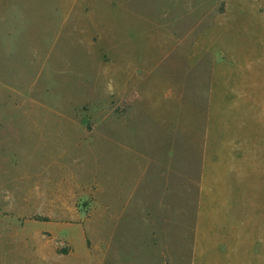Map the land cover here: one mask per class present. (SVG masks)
I'll return each instance as SVG.
<instances>
[{"label":"rangeland","instance_id":"rangeland-1","mask_svg":"<svg viewBox=\"0 0 264 264\" xmlns=\"http://www.w3.org/2000/svg\"><path fill=\"white\" fill-rule=\"evenodd\" d=\"M227 210L264 231V0H0V264H194Z\"/></svg>","mask_w":264,"mask_h":264},{"label":"crops","instance_id":"crops-1","mask_svg":"<svg viewBox=\"0 0 264 264\" xmlns=\"http://www.w3.org/2000/svg\"><path fill=\"white\" fill-rule=\"evenodd\" d=\"M229 144L228 141L225 144H217L213 149L214 152L221 154L218 156V161L224 163L225 167L221 171H215L212 165L203 174L204 186L205 183L210 185L219 180V184L224 186L227 193L231 182H235L236 179L233 166L236 159V146ZM222 212L224 220L221 224L210 222L204 212L199 216L195 235L194 264H249L251 262L264 264V231L252 226L236 225L232 220L230 223V218L233 219L236 215L230 216L229 210ZM256 243L261 247L258 254L253 251Z\"/></svg>","mask_w":264,"mask_h":264}]
</instances>
